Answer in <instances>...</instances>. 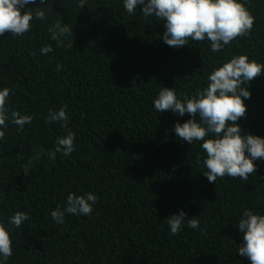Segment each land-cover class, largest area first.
Segmentation results:
<instances>
[{"label":"trees","instance_id":"16d2710c","mask_svg":"<svg viewBox=\"0 0 264 264\" xmlns=\"http://www.w3.org/2000/svg\"><path fill=\"white\" fill-rule=\"evenodd\" d=\"M241 2L255 17L251 33L216 53L207 40L168 46L165 22L143 17L142 6L128 14L124 0H86L82 9L79 0H48L46 19L31 21L29 32L0 36V90L14 92L10 111L34 117L22 132L6 121L0 139V223L13 248L7 264H251L238 252V222L246 209L264 215V158L248 180L226 175L209 183L202 142L189 144L174 130L190 114L158 113L153 104L163 87L193 96L233 57L264 65V0ZM57 21L72 29L64 41L72 48L51 40ZM45 45L53 48L46 55ZM242 86L251 97L242 98L246 114L237 123L242 134L264 138V68ZM64 105L67 128L45 123L49 109ZM68 130L75 150L54 162L42 154L25 175L35 151L54 150ZM70 192L98 200L90 216L66 214L57 224L51 212ZM181 210L199 227L185 222L172 234L167 218ZM17 211L30 216L19 228L8 224Z\"/></svg>","mask_w":264,"mask_h":264},{"label":"clouds","instance_id":"9594fccd","mask_svg":"<svg viewBox=\"0 0 264 264\" xmlns=\"http://www.w3.org/2000/svg\"><path fill=\"white\" fill-rule=\"evenodd\" d=\"M40 6L26 10L28 4H35L36 0H0V36L6 32L13 36H22L31 30V21L45 20V5H51L48 0H39ZM86 0H79L82 9ZM138 6H142V15L145 18L156 17L165 22L166 31L163 41L171 47H180L188 44L189 39L196 42L207 40L213 53L222 51L226 45L237 37L250 35L255 17L248 11L241 0H124L123 7L130 15H135ZM51 40L56 41L57 47H73L65 39L73 34L67 24L59 21L49 27ZM53 51L51 45L41 48L42 54ZM57 70L62 69L57 64ZM264 65L256 61L249 62L247 55L233 57L230 61L214 69L208 76L207 86L198 90L193 96L184 95L180 99L175 88L163 87L153 101L158 113L171 110L183 116L190 114L191 119L183 124H175V133L178 138L192 144L201 141V148L206 153L203 163L207 171L204 175L209 183L216 182L217 178L226 175L232 178L239 177L248 180L250 174L257 171L254 161L264 158V138L252 134H242L238 120L245 116L246 105L242 98L248 99L251 93L246 85L261 75ZM12 90L4 87L0 90V139L6 137L3 129L8 127L6 121L18 126V131H23L26 124H31L33 116L21 115L19 111L9 109L6 103ZM14 95V92H12ZM67 105L58 111L49 109L45 123H61L68 126ZM197 113L200 116L196 120ZM75 133L68 130L67 134L58 137L55 148L44 153L43 149L36 150L35 155L22 165L23 173L28 174L33 163L41 155H47L55 161L57 154L70 155L75 150ZM245 152L248 155H245ZM98 197L91 192L83 195L69 193L63 208L57 206L51 212L52 219L57 224H62L65 215L90 216L93 205ZM186 213L181 210L178 215L173 214L167 218L172 234H178L187 222V227L196 229L199 220L192 218L186 220ZM30 216L23 211L15 212L8 224L19 228ZM238 228L243 233V244L238 248L240 256L247 257L251 264H264V215L254 214L245 210L239 219ZM13 255L10 229L0 223V264H7Z\"/></svg>","mask_w":264,"mask_h":264}]
</instances>
